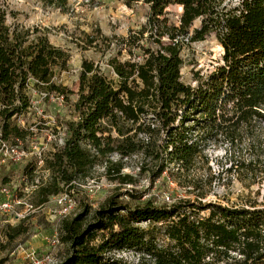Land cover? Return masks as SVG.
I'll use <instances>...</instances> for the list:
<instances>
[{
  "label": "trees",
  "instance_id": "obj_1",
  "mask_svg": "<svg viewBox=\"0 0 264 264\" xmlns=\"http://www.w3.org/2000/svg\"><path fill=\"white\" fill-rule=\"evenodd\" d=\"M62 1L46 0L57 7ZM120 1L143 4L146 20L125 36H104L106 47L114 40L118 47L107 62L115 78L84 59L76 92L54 79L67 69L69 53L36 28L5 24L0 5L1 137L26 146L32 132L15 121L32 106V89L45 103L75 94L74 118L54 115L53 133L62 132V143L45 153L48 178L32 190L39 205L73 190L96 165L109 179L132 183L121 169L125 157L137 154L150 160L149 168L141 163L137 169L147 170L151 181L172 171L182 176L207 143L221 138L231 145L264 124V0ZM171 4L181 7L176 20L167 11ZM212 33L223 50L221 62L206 74L193 73L194 84L184 83L182 48ZM123 50L129 57L120 60ZM33 162L23 168L24 178L35 171ZM116 196L62 219L59 239L68 253L59 264H132L115 255L122 250L153 264H264L263 206L225 205L204 195L131 205ZM26 231L21 221L6 224L3 234L10 242ZM160 233L163 243L156 242Z\"/></svg>",
  "mask_w": 264,
  "mask_h": 264
},
{
  "label": "rangeland",
  "instance_id": "obj_2",
  "mask_svg": "<svg viewBox=\"0 0 264 264\" xmlns=\"http://www.w3.org/2000/svg\"><path fill=\"white\" fill-rule=\"evenodd\" d=\"M0 5L6 9L5 24L36 28L37 34L45 33L50 43L69 53L67 69L57 70L54 79L73 92L77 90L78 71L84 59L97 64L108 78H115L107 62L117 55L118 47L115 40L110 47H106L108 41L104 40V36H125L129 29L138 28L146 20L143 4L128 7L120 0H65L59 7L47 4L46 0H0ZM167 11L170 19L176 20L181 7L171 4ZM196 25L197 21L194 23ZM214 36L213 33L209 34L205 39L182 48L180 76L184 83L194 84L193 73L206 74L221 62L222 52ZM128 57L125 50L118 55L120 60ZM42 96V93L32 89V106L15 121L21 128L32 132L25 137V144L33 152L41 147L49 151L55 144H61L59 138L62 142V132L53 133L56 113L64 119L74 118L71 103L75 94H69L67 102L60 98L45 103ZM110 159L115 161L118 156L112 154ZM31 161L32 157L28 154L18 162L0 163V182H12L17 189L32 184V190L35 189V185L45 181L49 173L45 169L35 168L32 174L24 178L23 168ZM141 163L146 164L147 168L151 166L150 160L142 154L124 160L121 174H130L134 179L132 183L111 180L102 165L94 166L88 178L72 190L76 206L66 216L59 214V207L49 198L24 219H10L9 224L0 218V264H35L34 260H38V264H59L68 253L67 244L59 239L62 219L81 212L84 206L91 211L97 209L112 195H117L118 201L131 205L145 200L160 205L167 196L174 200L204 195V200H215L225 205L253 203L264 207V124L256 126L251 136L243 135L231 145L221 138L207 143L190 171L182 176L172 171L151 181L147 170L138 173L137 167ZM127 190H132L136 198L129 196ZM29 200L35 206L39 205L34 191L29 193ZM21 221L27 231L7 242L3 234L5 225L12 226ZM141 226L146 227L147 224L142 223ZM156 236V242H164L161 233ZM114 253L132 264H153L149 258H139L132 251Z\"/></svg>",
  "mask_w": 264,
  "mask_h": 264
},
{
  "label": "built area",
  "instance_id": "obj_3",
  "mask_svg": "<svg viewBox=\"0 0 264 264\" xmlns=\"http://www.w3.org/2000/svg\"><path fill=\"white\" fill-rule=\"evenodd\" d=\"M59 142L62 143L60 138ZM45 153L46 149L44 147L38 148L33 152V150H29L28 147H24L18 139L15 141L4 139L1 137L0 129V163L6 161L18 162L21 158L30 154L36 168L42 169L44 166ZM125 159L126 157L124 160ZM32 187V184H25L22 189H17L12 182H0V218L3 219V222L10 224V219L16 221L24 219L29 212L35 211L42 206H35L29 200V193L32 191ZM71 192L72 190H62L58 194L50 197L52 198V202L59 207V214L62 216L68 215L76 206V201L71 195ZM171 201L170 197L167 196L166 200L163 202L169 203ZM34 263L38 264L39 262L38 260H34Z\"/></svg>",
  "mask_w": 264,
  "mask_h": 264
},
{
  "label": "water",
  "instance_id": "obj_4",
  "mask_svg": "<svg viewBox=\"0 0 264 264\" xmlns=\"http://www.w3.org/2000/svg\"><path fill=\"white\" fill-rule=\"evenodd\" d=\"M222 53H223V50H222Z\"/></svg>",
  "mask_w": 264,
  "mask_h": 264
}]
</instances>
